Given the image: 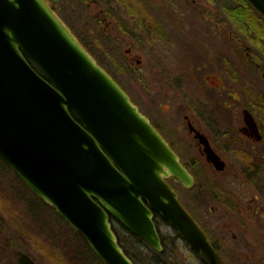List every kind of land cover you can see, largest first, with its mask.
I'll use <instances>...</instances> for the list:
<instances>
[{
    "label": "water",
    "instance_id": "95a60500",
    "mask_svg": "<svg viewBox=\"0 0 264 264\" xmlns=\"http://www.w3.org/2000/svg\"><path fill=\"white\" fill-rule=\"evenodd\" d=\"M250 2L264 15V0ZM196 137L224 169L209 140ZM0 158L106 264H135L111 217L164 251L156 213L207 264H224L167 181L190 188L193 174L46 0H0ZM18 264L37 263L19 252Z\"/></svg>",
    "mask_w": 264,
    "mask_h": 264
},
{
    "label": "rangeland",
    "instance_id": "374dc122",
    "mask_svg": "<svg viewBox=\"0 0 264 264\" xmlns=\"http://www.w3.org/2000/svg\"><path fill=\"white\" fill-rule=\"evenodd\" d=\"M191 1L184 7L189 9L187 11L190 14L196 12L199 16L201 15L200 22L203 24L204 33L208 15L205 18L202 9L211 13H214V10L220 11L222 19L219 32L222 37L220 35L221 38L216 39L219 40L217 45L220 49L212 53L224 54L228 61L230 77L234 70L241 72L238 86L234 85L230 79L226 80L227 76H225L223 85L226 88L214 89L221 86V80L215 77L206 79L204 77L214 72L212 65L204 67L202 54H198L197 51L195 54L189 53L185 45L178 44L179 40H182L181 43L184 44L183 38L186 35L183 33L182 36L181 28L183 29L185 25L180 24L173 16L170 18L166 12L164 18L167 20L159 22L161 30L163 29L167 36L169 29L174 28L180 32L170 33L173 42L163 54L167 58V61L163 60V67L158 66L156 62H158V51H163L165 48L161 50L154 45L155 35L153 33L151 35L147 29L151 27L153 30L157 26L154 19L146 22L145 25L148 26L146 29L145 25L141 28L126 22L123 25L124 31L113 30L109 36L102 25L93 29L94 36L91 34V29L77 32L97 59L111 70L117 80L128 90L140 110L160 125L161 130L181 154L182 160L190 164L192 170L198 175L200 180L197 179L198 185L194 189L185 188L180 181L172 183L181 194L183 202L197 212L201 222L205 214L210 215L206 223L208 231L220 240L224 239L222 245L225 247L223 251L225 258L237 256L240 264H264V243L258 238L264 237V220H255L250 217L251 204L245 205L244 213L240 217L237 214L232 215L237 202L230 192L229 195L226 194V202L224 201L226 206L223 210L218 209V203L214 202L215 200L209 204L201 201L199 190L202 182L206 181L205 176H210L213 179L211 181L217 182V185L228 176L223 174V178L219 175L215 176L189 134L184 119V116L189 114L190 119L196 124L200 123L215 133V130H218L223 122L230 121L231 114L240 111L245 103V97L239 101L230 97L232 107L225 108L223 105L224 102H228V99L225 101L228 98V90L231 92L234 88L239 94L249 96L252 90L249 91L245 83L251 75L252 82L256 85L250 83L253 88L257 92L264 91L263 73L259 68L252 69L251 64H254L250 63L247 57L249 47L252 46L254 51H251L250 56L256 62L264 61L261 45L259 41L254 40L264 38V17L254 11L250 0H248L250 3L247 0H215L216 2L196 0L195 3ZM170 25L173 27L171 28ZM140 31L145 37L142 42H140L142 39H140L142 36ZM190 37L196 42L194 44L200 45V38L204 35L201 32L198 36ZM205 41L213 42L207 38ZM234 47L241 48H238L239 51L236 52ZM128 48L132 49L131 54L127 53ZM199 66H201L200 70H198ZM256 71L258 75L252 73ZM241 80L244 81V86ZM167 123L171 124L173 132L168 130L170 125L168 126ZM217 147L220 148L222 145ZM42 201L29 189L24 180L19 178L9 166L7 168L0 159V264H17L18 251L30 254L39 264H105L99 257L97 258L82 235L63 220L54 208ZM212 206L214 208L210 210ZM157 220L160 234L166 240L165 259L171 261V264H203L201 258L191 246H188L187 240L178 235L174 226L166 222L163 217ZM139 249L144 251L146 258L149 249L142 245ZM226 261L229 264L230 260Z\"/></svg>",
    "mask_w": 264,
    "mask_h": 264
},
{
    "label": "flooded vegetation",
    "instance_id": "af4514ba",
    "mask_svg": "<svg viewBox=\"0 0 264 264\" xmlns=\"http://www.w3.org/2000/svg\"><path fill=\"white\" fill-rule=\"evenodd\" d=\"M53 9L57 12L60 18L63 19L65 24L68 25L70 29L73 30L76 36L83 42L84 40L78 34V30H87L91 29V34L94 36L93 29L97 28V26L102 25L106 28V32L109 34L113 30H121L124 31L123 25L127 22L128 24H134V26H141L146 24L148 21H154L156 23V27L151 30L147 25H145V29H149V33L155 35L154 45H157L159 49L163 51H158L157 65L160 67L164 66L163 60L167 61L165 54V50L168 49L169 44H171L172 38L170 33L172 31L174 33H179L176 29H169V35L167 36L164 30H161V24L159 22L167 20L164 18V13L166 12L170 18L172 16L178 20V22L184 23L185 27L181 28V34L186 35L183 39L184 44L181 43L182 40L177 41L180 45H185L189 50V53L195 54L196 51L198 54H202L203 56V64L204 67H210L214 69L213 73L206 74L205 79L208 77H215L221 80L222 84L220 87H215L214 89L220 90L226 88L223 85V81L226 79H230L234 85L238 86V78L241 72H237L236 70L232 71V77L228 74V61H226V57L221 52L212 53V51L216 49H220L217 45L219 39L222 37L219 32L221 25V13L220 11L211 13V11L202 9L204 17L207 18V27H205V33L203 24H201L200 19L202 17L199 16L198 13L194 12L190 14L184 6H188L190 4V0H46ZM215 1V0H214ZM191 2L195 3L196 0H192ZM216 2V1H215ZM197 8V5L195 6ZM221 10V9H220ZM172 28L173 26L170 25ZM139 29V28H138ZM203 33L204 37L200 38V45L194 44V40L190 36H198ZM140 42L144 40L143 33L140 31ZM221 35V37H220ZM116 39L118 37L115 35ZM189 37V38H188ZM211 39L213 42H207L205 40ZM216 40V42H215ZM255 41H259L258 43L261 45V52L264 54V38L263 40L254 39ZM96 41V40H95ZM222 44V43H221ZM216 46V47H215ZM238 48L234 47L236 52H238ZM250 50L247 54L248 60L253 68H259L261 73L264 75V61L256 62L251 55V51H254V47H249ZM132 49L127 50V53L131 54ZM168 53V52H167ZM252 56L255 58V55ZM139 60V59H138ZM140 62V60H139ZM201 69V66L198 67V70ZM254 75H258L257 71L252 72ZM243 74V73H242ZM262 77L264 78V76ZM252 76L249 75V79L246 80V88L250 91L252 90V94L249 96L242 95L238 93V90L234 88L231 89V92L228 90L227 96L224 102L225 108L232 107L230 103V97L234 100L239 101V99L245 97V103L241 106L240 111H236L231 114L232 119L230 121L223 122L219 129L215 130L214 127H211L215 130V133L209 128L203 127L200 123L196 124L194 120L190 119L189 114L184 116V119L187 123V129H189V134L192 139L195 141L198 149L200 150L202 156L205 158V161L209 163L210 168L213 173L222 177V174L228 176L227 178H223V180L218 183L212 182L213 179L210 176H202L206 177V181L202 182L200 188V199L205 203L209 204L212 200L218 203V209H225L226 206V197L229 192L233 195V199L236 200L237 206L234 207V213L232 215L237 214L238 216L244 213V207L246 204H251V215L250 217L257 220H264V91H256L255 88L251 84ZM243 86L244 81H242ZM251 83V84H250ZM255 85V84H254ZM256 86V85H255ZM254 86V87H255ZM214 87V86H213ZM241 87V86H240ZM258 87V86H257ZM248 97V98H247ZM192 103V102H191ZM193 107V105H190ZM195 108V107H194ZM149 116V115H148ZM150 120L153 122L155 127L158 128L159 131L164 135L165 139L169 141L171 146L174 148V143L168 139V136L161 130L160 125L157 122H154L152 118L149 116ZM168 124V123H167ZM170 125V126H169ZM168 130L173 132L171 129V124H168ZM202 134L209 140L210 146L212 150L218 155L220 160L224 161V169L217 170L215 164L211 161L207 160V153L204 148V144L200 137L196 136ZM217 145H222V147H217ZM224 151H223V150ZM179 153V151H177ZM181 160L182 156L179 153ZM182 162H184L182 160ZM187 166L189 172H192L195 178V185L191 187L194 189L197 185L198 175L194 170H192V166L184 162ZM207 174V173H206ZM200 180V179H199ZM212 180V181H211ZM169 181L172 183L177 181L176 178H170ZM209 181V182H208ZM211 181V182H210ZM191 189V190H192ZM181 196V194H180ZM182 199V198H181ZM183 201V200H182ZM225 201V202H224ZM185 204L187 210L190 214H192L199 225L206 231L207 235L210 236L213 241V245H215L220 254L225 258L223 253L225 247L222 245L224 239L221 240L210 233L207 228V221L209 220V216L205 214V218H203V222L198 217V214L195 210H192ZM213 206L210 210H213ZM216 213V212H215ZM204 215V213H203ZM218 221L219 220H215ZM237 238L238 235L236 234ZM264 243V237H258ZM19 252V251H18ZM226 254V253H225ZM227 255V254H226ZM228 257V255H227ZM33 258V257H32ZM229 258V259H228ZM227 260L229 264H240L237 259V256L232 258L228 257ZM33 260L36 261L35 258ZM37 262V261H36ZM38 263V262H37ZM18 264V260H17ZM39 264V263H38ZM225 264H228L225 260Z\"/></svg>",
    "mask_w": 264,
    "mask_h": 264
},
{
    "label": "trees",
    "instance_id": "16d2710c",
    "mask_svg": "<svg viewBox=\"0 0 264 264\" xmlns=\"http://www.w3.org/2000/svg\"><path fill=\"white\" fill-rule=\"evenodd\" d=\"M247 2H249V1L247 0ZM254 11L259 12L257 9H255ZM253 17H254V19H256V16L254 15V13H253ZM149 28L151 29V27H149ZM83 44L86 47V49H89V47H87V45L85 43H83ZM89 51L92 53V55L95 57V59H97V57L95 56V54L93 53V51L91 49H89ZM97 60H98V63H100L101 65H103L102 62L99 59H97ZM29 62H31V61L29 60ZM31 63L34 66V68L39 71L38 67L35 66V64L33 62H31ZM103 67L105 69H107L104 65H103ZM107 71L109 73H111L112 76L117 80L116 76L112 73L111 70L107 69ZM118 82L120 83L119 80H118ZM6 167L8 168L7 165H6ZM36 197H38V196L36 195ZM156 216H157L156 217V224H157V227H158V220L157 219L160 218V217L162 218V216H159L158 214H156ZM112 221H113V229L115 230V232L117 234V237H118V239H119V241H120V243L122 245V248L125 249V251L128 254V256L131 257L132 260H134L135 264H171V261H168L167 259L164 258L166 256V254H167V248H166V240H165V237L162 234H161V237H162L163 245H164V248L165 249H164V251H162L160 253V252L156 251L154 248L150 247L143 239L138 238L136 235H134L129 230H127L126 228H124L122 226V224L118 220L116 221L114 218H112ZM164 241H165V243H164ZM187 243H188V246H191L192 250L197 254V256L201 258L202 263L203 264H207L206 261L200 256L199 248L197 246H195L194 244H191L190 242H187ZM141 245L142 246H145L146 248L149 249L148 252L146 253V255H147L146 258L144 256L145 255L144 254V251H141L139 249L141 247Z\"/></svg>",
    "mask_w": 264,
    "mask_h": 264
}]
</instances>
